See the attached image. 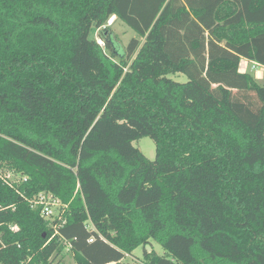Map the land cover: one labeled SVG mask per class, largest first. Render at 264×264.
Masks as SVG:
<instances>
[{
    "label": "trees",
    "instance_id": "16d2710c",
    "mask_svg": "<svg viewBox=\"0 0 264 264\" xmlns=\"http://www.w3.org/2000/svg\"><path fill=\"white\" fill-rule=\"evenodd\" d=\"M114 18L126 50L91 38ZM242 61L264 71V0H0V264L66 242L76 264H264V85Z\"/></svg>",
    "mask_w": 264,
    "mask_h": 264
},
{
    "label": "rangeland",
    "instance_id": "374dc122",
    "mask_svg": "<svg viewBox=\"0 0 264 264\" xmlns=\"http://www.w3.org/2000/svg\"><path fill=\"white\" fill-rule=\"evenodd\" d=\"M105 30H108L107 32ZM91 38L104 48L105 44L103 38L112 39L120 48L126 50L130 41L136 38L135 33L126 27L122 22L115 19L110 20L107 26L101 30H95L92 33ZM109 55V54H108ZM253 65L243 61L241 66V73L251 75L258 86L263 87L264 85V71L262 68L258 67L254 71ZM170 80L179 83L186 84L188 82L187 78L183 75L170 76ZM134 147L137 148L149 161H154L156 159V146L155 143L149 139L145 138L134 143ZM155 253L162 257L164 256V250L162 247L153 243ZM76 264L73 254L64 251L62 256L55 260L54 264ZM121 264H145L143 249H138L134 252L132 257H127Z\"/></svg>",
    "mask_w": 264,
    "mask_h": 264
},
{
    "label": "built area",
    "instance_id": "2783aa9c",
    "mask_svg": "<svg viewBox=\"0 0 264 264\" xmlns=\"http://www.w3.org/2000/svg\"><path fill=\"white\" fill-rule=\"evenodd\" d=\"M259 66L256 64H253V70L255 71L256 68ZM8 181L12 183H26L28 180L21 178H15L11 174H8L7 176ZM16 180V181H15ZM33 210L41 208V214L42 217L51 223V227L55 232V235H58V228L59 226L55 225L56 220H59V222L63 221L62 218V212L61 211H66V208L61 206L60 202L55 199L52 195H46V194H41L38 197H35L34 199L30 200L28 202ZM13 232H17V228L12 229ZM94 241L91 240L89 243L92 244ZM67 252H71V245L66 242L65 243V250Z\"/></svg>",
    "mask_w": 264,
    "mask_h": 264
},
{
    "label": "water",
    "instance_id": "95a60500",
    "mask_svg": "<svg viewBox=\"0 0 264 264\" xmlns=\"http://www.w3.org/2000/svg\"><path fill=\"white\" fill-rule=\"evenodd\" d=\"M146 249H147L148 253H151L152 252V249H151L150 246H148Z\"/></svg>",
    "mask_w": 264,
    "mask_h": 264
},
{
    "label": "crops",
    "instance_id": "0c3cea01",
    "mask_svg": "<svg viewBox=\"0 0 264 264\" xmlns=\"http://www.w3.org/2000/svg\"><path fill=\"white\" fill-rule=\"evenodd\" d=\"M242 63H243V61H242ZM242 63H241V65H240V72H241V66H242ZM253 65V64H252Z\"/></svg>",
    "mask_w": 264,
    "mask_h": 264
},
{
    "label": "bare ground",
    "instance_id": "6f19581e",
    "mask_svg": "<svg viewBox=\"0 0 264 264\" xmlns=\"http://www.w3.org/2000/svg\"><path fill=\"white\" fill-rule=\"evenodd\" d=\"M115 19V18H114Z\"/></svg>",
    "mask_w": 264,
    "mask_h": 264
}]
</instances>
